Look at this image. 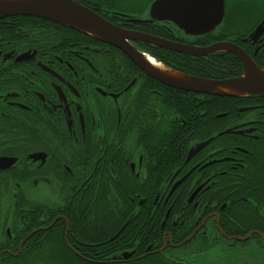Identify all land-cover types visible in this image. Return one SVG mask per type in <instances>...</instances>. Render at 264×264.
<instances>
[{
	"label": "flooded vegetation",
	"instance_id": "af4514ba",
	"mask_svg": "<svg viewBox=\"0 0 264 264\" xmlns=\"http://www.w3.org/2000/svg\"><path fill=\"white\" fill-rule=\"evenodd\" d=\"M104 14L124 30L148 25ZM45 36L21 51L12 38H0V264H34L37 252L64 253L61 264L66 256L131 264L156 254L171 264H264V117L248 116L196 141L209 124L189 121L192 107L188 120L179 118L169 93L185 94L188 106L196 103L189 95L210 96L165 87L118 49L87 36ZM160 39L207 47L178 34ZM242 43L252 45L244 49L253 56L236 45L264 63V34L256 44L249 37ZM131 44L156 61L143 43ZM225 136L238 138L232 149L221 142L210 148ZM218 239L230 258L183 259L185 250L209 249ZM170 251L178 260L168 259Z\"/></svg>",
	"mask_w": 264,
	"mask_h": 264
},
{
	"label": "trees",
	"instance_id": "16d2710c",
	"mask_svg": "<svg viewBox=\"0 0 264 264\" xmlns=\"http://www.w3.org/2000/svg\"><path fill=\"white\" fill-rule=\"evenodd\" d=\"M77 3L87 7L88 9L99 13L101 16L106 12L107 14L111 11L119 12L128 15L132 19H146L147 10L150 3L154 0H73ZM102 10H106L102 12ZM105 15V14H104ZM264 18V0H225V15L221 25L211 34L196 37L186 38L183 34L178 31L172 24L169 23H152L148 25H140V31L146 34L157 36L160 38L168 39L176 38V34L180 35L185 40H191L192 43L197 46H209L214 43L229 41L240 45L244 49V45L249 46L250 43H242L243 39H246L255 30L259 23ZM108 19V18H107ZM110 21V20H109ZM112 22V21H111ZM66 31L76 36H83L74 31L68 30L62 26L52 24L37 18H26V17H14L12 19H5L0 21V38H12L13 43L18 46V50L21 51L22 45H27L30 42H44L47 40L45 34L49 35L53 31ZM174 32V33H173ZM261 44L258 43L257 46ZM252 46V45H250ZM141 48L156 59V61L162 63L163 66L169 67L185 74H189L194 77L212 79V80H223L236 78L242 75V67L240 62L230 54L218 53L212 54L207 57H188L179 55L169 51H165L156 47H150L145 44H141ZM245 50V49H244ZM246 51V50H245ZM254 51V50H253ZM249 55L253 56L252 49L246 51ZM255 63L264 69V63L254 58ZM183 93L181 92H170L168 101L177 109L179 118L188 120L187 110L192 107L193 116L190 117L189 121L193 124H203L207 121L209 124V131L206 135L196 136V141L206 140L207 137H213L214 135L221 133L223 130L232 127L238 120H242L248 116L264 117V96L249 97L242 100L230 99V98H218V97H203L189 95L196 102L192 106L187 103H182L184 100ZM188 96V95H186ZM199 102V103H197ZM260 107H256V106ZM247 107L250 108L245 113H240L239 108ZM258 111V113H254ZM202 113L206 115L203 117ZM252 114V115H251ZM196 115H198L196 117ZM218 115H225L223 118H217ZM187 123V122H186ZM188 124V123H187ZM238 138L233 136L222 137L219 141L210 145L212 150L219 149L221 143L224 144L227 151L232 149L237 144ZM171 148V140L167 142ZM177 152H180V141L178 142ZM231 178V177H230ZM188 236V233H183L178 238V242L183 241ZM208 240L209 236L204 235ZM203 237V235L201 236ZM175 240V239H174ZM201 240H192L187 245L198 244ZM202 242V241H201ZM223 240L209 241V249H190L188 255L183 259H194L197 262H203L206 260L216 261L224 258H230V256L223 257V249L219 248L218 245ZM203 245V244H202ZM172 251H170L171 254ZM174 253V252H173ZM169 254V260H178L177 255ZM64 253H43L37 252L34 256V264H61L58 262V257ZM90 252H83L82 257L89 258ZM107 254H118V252L107 253L99 252V256H105ZM144 254L143 252L137 253V255ZM191 254L194 257H190ZM228 254V253H227ZM66 264H91L87 261L81 260L80 258L66 256ZM103 259L99 258L98 262H102ZM102 264V263H95ZM113 264H124V263H113ZM131 264H171L165 260L164 255L156 254L154 256H147ZM176 264V263H174Z\"/></svg>",
	"mask_w": 264,
	"mask_h": 264
},
{
	"label": "water",
	"instance_id": "95a60500",
	"mask_svg": "<svg viewBox=\"0 0 264 264\" xmlns=\"http://www.w3.org/2000/svg\"><path fill=\"white\" fill-rule=\"evenodd\" d=\"M147 14V19H134L132 22L171 23L185 37H202L213 33L221 25L225 15V0H154L149 5ZM13 17L41 19L112 46L121 51L149 77L168 88L220 98L242 99L264 95V69L255 64L247 53L232 42H218L204 48L169 42L114 26L94 11L73 0H0V21ZM263 34L264 19L250 34L249 39L256 44ZM131 42H140L190 57L230 54L240 62L243 73L239 77L226 80L185 75L157 62L152 63L150 58L136 50ZM28 53L20 55L18 60H26ZM230 133V130L224 132V134ZM207 143L199 144L190 150L188 157ZM249 236L242 240H246Z\"/></svg>",
	"mask_w": 264,
	"mask_h": 264
},
{
	"label": "rangeland",
	"instance_id": "374dc122",
	"mask_svg": "<svg viewBox=\"0 0 264 264\" xmlns=\"http://www.w3.org/2000/svg\"><path fill=\"white\" fill-rule=\"evenodd\" d=\"M185 251L191 252V250H190V249H187V250H185Z\"/></svg>",
	"mask_w": 264,
	"mask_h": 264
},
{
	"label": "bare ground",
	"instance_id": "6f19581e",
	"mask_svg": "<svg viewBox=\"0 0 264 264\" xmlns=\"http://www.w3.org/2000/svg\"><path fill=\"white\" fill-rule=\"evenodd\" d=\"M150 61L152 62V63H154L155 61H153L152 59H150Z\"/></svg>",
	"mask_w": 264,
	"mask_h": 264
}]
</instances>
